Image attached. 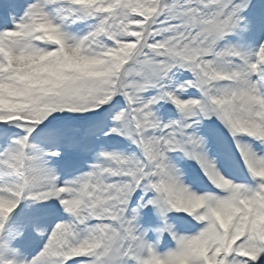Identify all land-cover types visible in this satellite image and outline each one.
Here are the masks:
<instances>
[{
  "label": "snow or ice",
  "instance_id": "6c2138e0",
  "mask_svg": "<svg viewBox=\"0 0 264 264\" xmlns=\"http://www.w3.org/2000/svg\"><path fill=\"white\" fill-rule=\"evenodd\" d=\"M0 264H264V0H0Z\"/></svg>",
  "mask_w": 264,
  "mask_h": 264
}]
</instances>
